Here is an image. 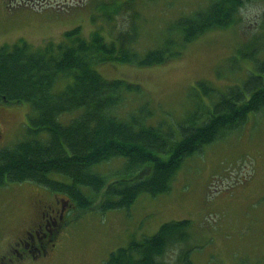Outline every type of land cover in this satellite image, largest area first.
I'll use <instances>...</instances> for the list:
<instances>
[{"label": "rangeland", "instance_id": "1", "mask_svg": "<svg viewBox=\"0 0 264 264\" xmlns=\"http://www.w3.org/2000/svg\"><path fill=\"white\" fill-rule=\"evenodd\" d=\"M209 1L0 0V46L23 39L35 49L47 41L57 43L65 31L80 27L85 37L100 31L106 41L130 29L131 48L140 56L164 41H171L169 49L175 50L182 38L174 22ZM182 49L175 61L164 65L96 68L106 79H124L143 89L142 96L128 95L131 99L116 110L118 116L127 118L146 106L152 114L148 125L160 123L176 130L192 114L203 122L220 93L240 86L255 72L251 56L264 60V0H248L234 26L207 32ZM62 82L56 84L57 90ZM199 83L216 94L205 96ZM30 113L26 104L0 105V151L26 137ZM80 113L62 114L58 121L68 124ZM244 121L185 158L168 193L141 194L128 208L117 210L80 211L74 206L67 212L66 204L51 251L13 264H107L109 254L119 247L151 237L164 223L182 220L191 222L188 246L169 248L163 264H264V109ZM124 164L123 158H115L92 170L108 184L122 176ZM52 177L69 182L64 176ZM83 192L93 195L88 188ZM60 196L29 182L0 186V259L8 261L10 248L23 231L43 219L40 204ZM186 248L191 249L183 260L180 255Z\"/></svg>", "mask_w": 264, "mask_h": 264}, {"label": "trees", "instance_id": "2", "mask_svg": "<svg viewBox=\"0 0 264 264\" xmlns=\"http://www.w3.org/2000/svg\"><path fill=\"white\" fill-rule=\"evenodd\" d=\"M151 1V0H150ZM248 0H210L190 16L178 18L182 44L169 49L171 41L140 56L132 47L133 35L120 32L106 41L100 31L85 37L80 27L67 30L57 43L47 41L33 49L25 40L0 47V104H26V137L0 151V186L29 182L64 196L69 207L80 211L128 208L141 194L152 197L170 191L182 161L203 146L242 126L248 115L264 109V60L253 59L251 72L240 86H230L207 108L198 123L192 114L170 126L148 125L152 114L140 107L122 118L116 114L127 100L143 95L139 84L106 79L96 71L101 65L126 64L139 68L175 61L182 48L207 32L227 30L236 23ZM115 8L114 12H118ZM62 80V88L56 84ZM205 96L215 90L199 83ZM216 94V93H215ZM75 110L81 113L68 124L58 117ZM45 133L40 138L39 134ZM123 158L122 176L106 183L95 165ZM53 174L64 176L61 182ZM88 188L93 195L83 192ZM189 220L164 223L151 237L131 240L111 252L107 264H163L169 248L188 246ZM191 249V248H190ZM190 249L180 255L186 259ZM187 264H189L187 262Z\"/></svg>", "mask_w": 264, "mask_h": 264}, {"label": "flooded vegetation", "instance_id": "3", "mask_svg": "<svg viewBox=\"0 0 264 264\" xmlns=\"http://www.w3.org/2000/svg\"><path fill=\"white\" fill-rule=\"evenodd\" d=\"M61 201L60 198H55L52 203L40 204V214L43 215V219L33 223L35 225H32V229L23 231L22 236L10 248V259L8 258V261H6L2 257L0 264H13L15 260H18V262L31 261L51 251L54 240L57 238L56 235L62 227L61 220L64 206L61 208ZM46 214L47 218H45Z\"/></svg>", "mask_w": 264, "mask_h": 264}, {"label": "bare ground", "instance_id": "4", "mask_svg": "<svg viewBox=\"0 0 264 264\" xmlns=\"http://www.w3.org/2000/svg\"><path fill=\"white\" fill-rule=\"evenodd\" d=\"M66 207V206H65ZM30 229V228H29Z\"/></svg>", "mask_w": 264, "mask_h": 264}]
</instances>
